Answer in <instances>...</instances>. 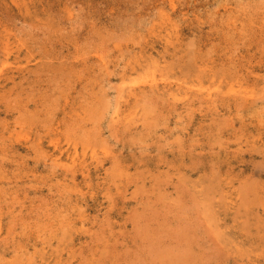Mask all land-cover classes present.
I'll return each instance as SVG.
<instances>
[{"label":"rangeland","instance_id":"374dc122","mask_svg":"<svg viewBox=\"0 0 264 264\" xmlns=\"http://www.w3.org/2000/svg\"><path fill=\"white\" fill-rule=\"evenodd\" d=\"M262 59L264 0H0V264H264Z\"/></svg>","mask_w":264,"mask_h":264},{"label":"bare ground","instance_id":"6f19581e","mask_svg":"<svg viewBox=\"0 0 264 264\" xmlns=\"http://www.w3.org/2000/svg\"><path fill=\"white\" fill-rule=\"evenodd\" d=\"M201 59V58H200ZM260 60H261V58H259ZM263 60V59H262ZM264 61V60H263ZM262 62V61H261ZM264 64V63H263ZM260 65H261V63H260ZM201 66H202V64H201ZM257 66H259L258 64H257ZM263 66V65H262ZM261 67V66H260ZM203 68V67H202ZM249 68V67H248ZM250 68H252V66L250 67ZM193 69V68H192ZM253 69V68H252ZM258 69V68H257ZM249 70V69H248ZM260 70V69H259ZM192 71V70H191ZM200 71V70H199ZM199 71H197V72H199ZM212 71V70H211ZM250 71V70H249ZM256 71V70H255ZM147 72V71H146ZM196 72V73H197ZM201 72H202V70H201ZM230 72V71H229ZM245 72V71H244ZM251 72V71H250ZM213 73V72H212ZM258 73V72H257ZM253 74V73H252ZM151 76V75H150ZM147 78V77H146ZM194 78V77H193ZM252 78H253V76H252ZM147 79H150V78H147ZM153 80V79H152ZM156 80V79H155ZM164 80V79H163ZM168 81V80H167ZM248 81V80H247ZM263 81V80H262ZM159 83H160V80L158 81ZM164 82V81H163ZM149 82H147V84H148ZM154 83H155V81H154ZM165 84V83H164ZM182 85V84H181ZM147 86H149V85H147ZM156 86V85H155ZM164 86V85H163ZM204 86V85H203ZM151 87V86H150ZM153 87V86H152ZM157 88V87H156ZM163 88V87H162ZM177 88V87H176ZM204 88V87H203ZM132 89V88H131ZM137 89V88H136ZM183 89V88H182ZM200 89V88H199ZM161 91H163V89L161 90ZM200 91V90H199ZM150 92H152V91H150ZM160 92V91H159ZM171 92V91H170ZM170 92H168V93H170ZM177 92V91H176ZM140 93V92H139ZM137 94V93H136ZM165 94V93H164ZM209 94V93H208ZM158 95H159V93H158ZM172 95V94H171ZM149 97V96H148ZM161 97V96H160ZM167 97V96H166ZM217 99V98H216ZM220 99V98H219ZM218 99V100H219ZM222 99V98H221ZM224 100H225V98H224ZM239 100V99H238ZM238 100H236V101H238ZM210 101H212V100H210ZM227 101H229L228 99H227ZM192 102V101H191ZM243 102V101H242ZM216 103H218V102H216ZM244 103V102H243ZM227 105V104H226ZM239 105V104H238ZM249 106V105H248ZM236 107V106H235ZM245 108V107H244ZM216 109V108H215ZM117 127H119V126H117ZM129 129V128H128ZM212 210H214V209H212ZM216 211V210H215ZM232 215V214H231ZM230 215V216H231ZM235 216V215H234ZM212 217H213V215H212ZM206 218V217H205ZM215 218V217H214ZM213 220V219H212ZM215 220V222H216V218L214 219ZM218 220H219V218H218ZM217 220V221H218ZM233 220H234V218H233ZM211 221V220H210ZM209 222V221H208ZM226 225V224H225ZM224 225V226H225ZM214 227H216V226H214ZM226 227H227V225H226ZM219 228V227H218ZM219 230V229H218ZM243 230V229H242ZM220 231V230H219ZM221 231H222V229H221ZM171 264V263H170Z\"/></svg>","mask_w":264,"mask_h":264}]
</instances>
